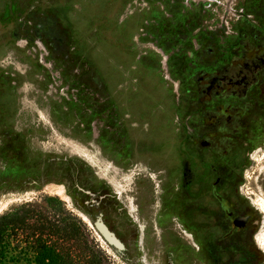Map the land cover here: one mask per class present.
<instances>
[{"label":"rangeland","instance_id":"1","mask_svg":"<svg viewBox=\"0 0 264 264\" xmlns=\"http://www.w3.org/2000/svg\"><path fill=\"white\" fill-rule=\"evenodd\" d=\"M47 196L108 264H264V0H0V216Z\"/></svg>","mask_w":264,"mask_h":264},{"label":"trees","instance_id":"2","mask_svg":"<svg viewBox=\"0 0 264 264\" xmlns=\"http://www.w3.org/2000/svg\"><path fill=\"white\" fill-rule=\"evenodd\" d=\"M43 203L25 202L0 216V264L11 261L3 248L7 239L15 240L19 254L24 245L35 264H108L109 257L90 240L80 217L56 197L47 196Z\"/></svg>","mask_w":264,"mask_h":264},{"label":"bare ground","instance_id":"3","mask_svg":"<svg viewBox=\"0 0 264 264\" xmlns=\"http://www.w3.org/2000/svg\"><path fill=\"white\" fill-rule=\"evenodd\" d=\"M10 202L11 201L0 203V213L8 207ZM256 205L264 214V200H261L259 198L256 202ZM257 242H258V245L261 247V249L264 251V225L262 229L259 231V234H257Z\"/></svg>","mask_w":264,"mask_h":264},{"label":"water","instance_id":"4","mask_svg":"<svg viewBox=\"0 0 264 264\" xmlns=\"http://www.w3.org/2000/svg\"><path fill=\"white\" fill-rule=\"evenodd\" d=\"M99 229L101 230V232L111 241H113L112 236L110 235V233L103 227V226H99Z\"/></svg>","mask_w":264,"mask_h":264},{"label":"built area","instance_id":"5","mask_svg":"<svg viewBox=\"0 0 264 264\" xmlns=\"http://www.w3.org/2000/svg\"><path fill=\"white\" fill-rule=\"evenodd\" d=\"M188 3H189V0H188Z\"/></svg>","mask_w":264,"mask_h":264}]
</instances>
